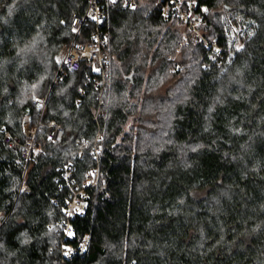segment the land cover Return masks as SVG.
Returning a JSON list of instances; mask_svg holds the SVG:
<instances>
[{
	"label": "trees",
	"instance_id": "16d2710c",
	"mask_svg": "<svg viewBox=\"0 0 264 264\" xmlns=\"http://www.w3.org/2000/svg\"><path fill=\"white\" fill-rule=\"evenodd\" d=\"M179 1L206 6L221 64L185 40L170 0H118L80 33L88 0H0V264H264V0ZM97 28L111 32V66L86 61L56 83L63 45ZM26 118L64 128L61 142L37 137L29 193L5 140L25 139ZM100 133L99 184L85 186ZM65 163L87 191L71 216Z\"/></svg>",
	"mask_w": 264,
	"mask_h": 264
},
{
	"label": "built area",
	"instance_id": "2783aa9c",
	"mask_svg": "<svg viewBox=\"0 0 264 264\" xmlns=\"http://www.w3.org/2000/svg\"><path fill=\"white\" fill-rule=\"evenodd\" d=\"M89 4L86 11L83 14H77L72 19V29L76 33L82 31V27L88 25L91 21L101 26L104 21L109 20V11L116 4L118 0H88ZM139 0H122L124 6L134 8L137 6ZM173 7L177 10L180 20L187 26V32L185 33V40L197 44L204 42L207 46L213 47L214 60L221 64L224 60L223 48L215 41L210 40L205 32L204 26L207 23L205 12L206 6H201V9H197V4L189 2L186 6L179 0H170ZM162 13L167 18L169 16L168 4H163ZM62 55L59 62V67L55 76V82L63 78L69 72L78 70L83 62H88L94 71L105 72L111 66L112 63V35L108 29L97 28L91 33L90 39L81 40L73 39L67 42L62 47ZM38 105H43L44 102L41 99H37ZM23 128L25 133V139H21L13 135L10 131L6 130L5 140L14 149L22 150L24 159L26 160V172L21 183L20 191L26 193L31 192V187L25 182L28 165L33 157V153L39 149V142L37 137L39 135L46 136L48 140L54 142H61L64 137V128L56 120L49 122L39 121L36 125H32L29 119L23 120ZM103 135H98L93 149L92 155L98 161V164L93 167L87 174L85 180V186L98 185L101 175V166L99 161L104 152ZM75 167L72 163H65L61 168V173L69 185L70 198L66 205V213L68 216L74 214V212H83L87 208V191L85 187H82L76 179L73 177L72 172ZM2 211L0 209V217ZM2 221L0 220V227ZM69 228V221L65 224ZM88 240H83L81 244L80 254L85 252L87 248ZM66 256L71 257L75 251L66 247Z\"/></svg>",
	"mask_w": 264,
	"mask_h": 264
},
{
	"label": "rangeland",
	"instance_id": "374dc122",
	"mask_svg": "<svg viewBox=\"0 0 264 264\" xmlns=\"http://www.w3.org/2000/svg\"><path fill=\"white\" fill-rule=\"evenodd\" d=\"M62 52H60V54L58 55L59 58H61Z\"/></svg>",
	"mask_w": 264,
	"mask_h": 264
},
{
	"label": "bare ground",
	"instance_id": "6f19581e",
	"mask_svg": "<svg viewBox=\"0 0 264 264\" xmlns=\"http://www.w3.org/2000/svg\"><path fill=\"white\" fill-rule=\"evenodd\" d=\"M90 25V24H89ZM54 85V84H53Z\"/></svg>",
	"mask_w": 264,
	"mask_h": 264
}]
</instances>
